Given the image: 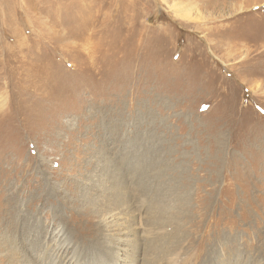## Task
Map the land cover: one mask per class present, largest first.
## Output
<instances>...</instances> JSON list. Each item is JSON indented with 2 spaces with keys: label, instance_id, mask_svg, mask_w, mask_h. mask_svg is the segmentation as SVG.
I'll list each match as a JSON object with an SVG mask.
<instances>
[{
  "label": "rangeland",
  "instance_id": "obj_1",
  "mask_svg": "<svg viewBox=\"0 0 264 264\" xmlns=\"http://www.w3.org/2000/svg\"><path fill=\"white\" fill-rule=\"evenodd\" d=\"M0 264H264V0H0Z\"/></svg>",
  "mask_w": 264,
  "mask_h": 264
},
{
  "label": "bare ground",
  "instance_id": "obj_2",
  "mask_svg": "<svg viewBox=\"0 0 264 264\" xmlns=\"http://www.w3.org/2000/svg\"><path fill=\"white\" fill-rule=\"evenodd\" d=\"M63 245V244H62Z\"/></svg>",
  "mask_w": 264,
  "mask_h": 264
}]
</instances>
